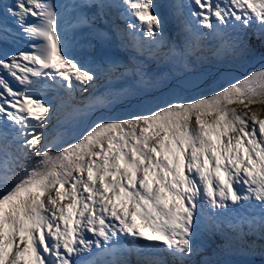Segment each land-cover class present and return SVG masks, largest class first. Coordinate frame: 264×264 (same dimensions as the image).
<instances>
[{
	"label": "snow or ice",
	"instance_id": "obj_1",
	"mask_svg": "<svg viewBox=\"0 0 264 264\" xmlns=\"http://www.w3.org/2000/svg\"><path fill=\"white\" fill-rule=\"evenodd\" d=\"M255 105L264 0H0V264H264Z\"/></svg>",
	"mask_w": 264,
	"mask_h": 264
},
{
	"label": "rangeland",
	"instance_id": "obj_2",
	"mask_svg": "<svg viewBox=\"0 0 264 264\" xmlns=\"http://www.w3.org/2000/svg\"><path fill=\"white\" fill-rule=\"evenodd\" d=\"M230 106L231 107H235L236 105L233 104V105H230ZM250 107H253V106L250 105ZM254 107L261 108L262 106L261 105H255ZM66 202H68V201H59V203H66Z\"/></svg>",
	"mask_w": 264,
	"mask_h": 264
},
{
	"label": "trees",
	"instance_id": "obj_3",
	"mask_svg": "<svg viewBox=\"0 0 264 264\" xmlns=\"http://www.w3.org/2000/svg\"><path fill=\"white\" fill-rule=\"evenodd\" d=\"M262 107H264V106H262Z\"/></svg>",
	"mask_w": 264,
	"mask_h": 264
}]
</instances>
